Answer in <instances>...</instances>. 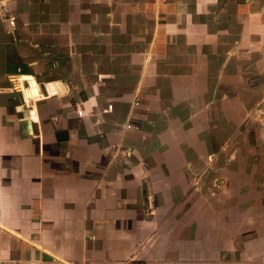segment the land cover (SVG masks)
Listing matches in <instances>:
<instances>
[{
    "label": "crops",
    "instance_id": "1",
    "mask_svg": "<svg viewBox=\"0 0 264 264\" xmlns=\"http://www.w3.org/2000/svg\"><path fill=\"white\" fill-rule=\"evenodd\" d=\"M224 62L238 87L262 79L235 94L264 129V0H0V80L31 74L42 99L22 118L36 133L0 135V264H171L170 251L204 264L182 242L191 222L155 245L192 186L182 167L186 184L160 187L170 172L155 167V130L209 126ZM207 63L219 64L216 88ZM57 81L65 91L48 95ZM253 143L257 185L264 134ZM262 201L249 207L264 224Z\"/></svg>",
    "mask_w": 264,
    "mask_h": 264
},
{
    "label": "rangeland",
    "instance_id": "2",
    "mask_svg": "<svg viewBox=\"0 0 264 264\" xmlns=\"http://www.w3.org/2000/svg\"><path fill=\"white\" fill-rule=\"evenodd\" d=\"M223 64L224 93L221 100L223 105L219 102L218 105L215 104L216 98L218 101L221 99L219 91L213 90L206 94L207 100L211 103L209 105L211 109L205 111L202 118L209 120V126L205 128L192 126L184 130L177 125L171 128L173 134L166 139L165 126L155 130V155L159 152L162 155L160 159H155V167H158V170L170 172V174L159 176L166 177L164 184L160 187L176 185L180 182L186 184L189 178L185 175V179L179 173L182 167H191L190 183L192 184L189 189H186L183 200L181 198L180 207L176 206L173 209L174 212L170 214L168 223L165 222L163 226L159 225L156 228L160 233L168 232V237L161 236L159 240H155V245L158 243L163 247H170L175 241L179 242L180 235L176 233L181 222L185 220L188 223L191 222V225L184 233L187 239H182V242L185 240L187 243L192 242L191 255L195 256L196 252L197 256L206 261L205 263L263 264L264 239L258 238V235L255 237L254 234V231L260 230L259 234L262 236L263 215L259 216L258 211L259 209L263 211V208L259 207L255 211L249 205L254 203L259 205L264 199L262 168L264 161L262 158L259 159L261 175L255 176L257 185H254L253 175H249L251 173L249 168L253 169L257 161L250 152L254 147L253 135L262 136L264 129L260 124L255 129L252 126L254 115H249L247 95L237 94L236 96L235 94V91L246 90L242 82L245 86L247 83L253 86L258 85L262 79L259 76L257 79L254 76L245 77L239 82L238 87L236 80L233 81L232 63L224 62ZM216 66L219 67V64L207 63V68L209 67V71L212 72V82H209L214 88L219 80L215 76ZM16 75L11 74L10 78L3 75L0 80V135L13 133L18 135L17 120L28 117L31 111L30 105L36 108L42 104L41 93L33 76L30 74L31 77L26 78ZM46 89L48 95L63 93L65 85L57 81L46 84ZM108 108H110L109 105ZM216 119L219 126L217 128ZM33 125L34 128L31 126L30 131L36 133L37 127ZM203 134L206 136H202ZM205 138L207 142L200 146L199 141ZM162 157L164 159H161ZM167 167L174 170L168 171ZM157 193L168 197L169 191L157 190L155 195ZM254 219L256 222L250 226V222ZM178 222L180 225L177 227ZM170 252L173 255L168 261L171 264L174 262L178 264L182 256L178 252Z\"/></svg>",
    "mask_w": 264,
    "mask_h": 264
},
{
    "label": "water",
    "instance_id": "3",
    "mask_svg": "<svg viewBox=\"0 0 264 264\" xmlns=\"http://www.w3.org/2000/svg\"><path fill=\"white\" fill-rule=\"evenodd\" d=\"M19 76L21 77H31L30 74H20ZM31 124L32 122H30L29 119H22L20 120V123H19V128H20V132L22 134H31Z\"/></svg>",
    "mask_w": 264,
    "mask_h": 264
},
{
    "label": "trees",
    "instance_id": "4",
    "mask_svg": "<svg viewBox=\"0 0 264 264\" xmlns=\"http://www.w3.org/2000/svg\"><path fill=\"white\" fill-rule=\"evenodd\" d=\"M61 134H62V132H60ZM60 133L59 132H56L55 134L57 135V137L60 135Z\"/></svg>",
    "mask_w": 264,
    "mask_h": 264
},
{
    "label": "built area",
    "instance_id": "5",
    "mask_svg": "<svg viewBox=\"0 0 264 264\" xmlns=\"http://www.w3.org/2000/svg\"><path fill=\"white\" fill-rule=\"evenodd\" d=\"M109 107H111V106L109 105ZM77 113L80 114V111H77Z\"/></svg>",
    "mask_w": 264,
    "mask_h": 264
},
{
    "label": "bare ground",
    "instance_id": "6",
    "mask_svg": "<svg viewBox=\"0 0 264 264\" xmlns=\"http://www.w3.org/2000/svg\"><path fill=\"white\" fill-rule=\"evenodd\" d=\"M29 120H30V119H29ZM32 126H33V128H34V125H32ZM33 128H32V129H33Z\"/></svg>",
    "mask_w": 264,
    "mask_h": 264
}]
</instances>
